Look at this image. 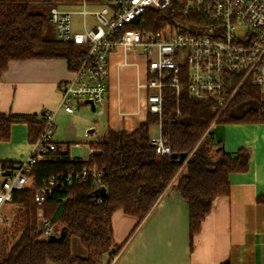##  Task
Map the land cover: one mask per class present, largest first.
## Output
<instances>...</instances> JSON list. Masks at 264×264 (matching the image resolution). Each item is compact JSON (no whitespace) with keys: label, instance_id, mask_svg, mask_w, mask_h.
<instances>
[{"label":"trees","instance_id":"obj_1","mask_svg":"<svg viewBox=\"0 0 264 264\" xmlns=\"http://www.w3.org/2000/svg\"><path fill=\"white\" fill-rule=\"evenodd\" d=\"M76 1L79 0H0V76L11 60L27 58L63 57L71 70L77 69L88 47L62 42L47 33L51 7ZM144 17L142 28L155 31L168 20L166 14L151 9L145 11ZM181 85L178 95L174 87L163 89L161 115L149 112L131 132L108 129L95 145L102 150L101 154L91 155L89 160H72L58 144L56 150L41 157L29 174L27 188L13 194L12 202L24 207V226L0 264H101L103 260L110 264L122 246L114 241L113 213L122 209L139 223L175 177L177 189L188 203L193 242L214 200L230 193V174L246 171L250 165L249 150L226 151L223 142L211 132V125L264 121V101L258 87L245 83L217 116L213 99L191 97L184 68ZM37 118L0 112V141L9 140L12 124L20 121L28 124L29 141H36L42 131ZM157 124H161L162 133L168 138L171 153L187 154L185 165L184 161L173 159L171 153H157L150 140L151 126ZM94 164L104 171L106 195L99 201L93 179L64 190L56 189L43 204L44 216L54 226L55 234L63 228L67 232L63 239L50 241L38 226L36 189L51 175L75 172L83 165ZM258 200L264 202V194ZM73 235L79 238L87 255L73 252Z\"/></svg>","mask_w":264,"mask_h":264},{"label":"crops","instance_id":"obj_2","mask_svg":"<svg viewBox=\"0 0 264 264\" xmlns=\"http://www.w3.org/2000/svg\"><path fill=\"white\" fill-rule=\"evenodd\" d=\"M131 65L136 66L134 73L128 71ZM73 76L63 57L11 60L0 76V112L39 117L45 109H55L54 140L72 160L98 155L95 145L108 129L131 132L148 117L152 89L142 52L121 46L112 52L106 102L95 110L84 104L69 113L60 106L58 83ZM210 130L226 151L249 150L248 170L230 174V193L214 200L193 242L188 203L177 189V177L139 223L117 209L112 215L114 241L122 246L110 264H264V202L258 200L264 194V121L216 122ZM32 151L28 124L15 122L10 139L0 141V165L18 163ZM11 203L3 206V213ZM79 241L73 252L85 256Z\"/></svg>","mask_w":264,"mask_h":264},{"label":"built area","instance_id":"obj_3","mask_svg":"<svg viewBox=\"0 0 264 264\" xmlns=\"http://www.w3.org/2000/svg\"><path fill=\"white\" fill-rule=\"evenodd\" d=\"M148 9L168 16L156 31L142 28ZM74 13L82 18V30L74 28ZM48 17L58 40L88 47L81 64L73 70L74 76L58 83L60 106L69 113L79 105H90L88 100L96 107L105 104L110 57L120 46L145 55L147 87L152 89L147 95L151 113L162 114L166 86L179 94L183 68L191 97L213 99L218 115L245 83L264 90V0H79L51 7ZM55 114V109H45L37 118L42 131L27 158L0 165V220L3 206L12 202L14 192L27 188L37 161L57 149ZM150 140L158 154L171 153L161 124L160 132ZM103 174L95 164L83 165L75 172L51 175L36 189L39 228L46 238L54 233V226L44 216L46 198L56 189L88 179L99 188ZM98 196L101 201L102 196Z\"/></svg>","mask_w":264,"mask_h":264},{"label":"rangeland","instance_id":"obj_4","mask_svg":"<svg viewBox=\"0 0 264 264\" xmlns=\"http://www.w3.org/2000/svg\"><path fill=\"white\" fill-rule=\"evenodd\" d=\"M77 2V1H76ZM70 2H61L57 5L59 6H65ZM78 6H75L76 8ZM81 16L80 14H73V25L74 28L77 30H82V25H81ZM87 20L90 22L92 21V17L88 16ZM50 36H54L57 38V33H56V28L55 25L50 22L48 26V32ZM134 68H136L135 65H131L128 70L131 73H134ZM217 110V109H215ZM219 113V110H217ZM217 113V115H218ZM160 132V124L153 125L151 126V135H156ZM187 160V159H186ZM186 160L183 162V165H185ZM13 206L11 207L10 210L5 214L3 213L2 219L0 220V259L3 255L9 251L11 246L14 244V242L17 240V237L20 236L21 233H19L20 230L23 229L24 226V220H23V210L24 207H21L20 205L12 202L11 203ZM37 219H38V226H39V216L37 214ZM22 232V231H21ZM59 235V234H57ZM76 241H79V238L76 235H73L71 237V242L73 243L72 250L76 251V246L75 243ZM80 247L81 243L80 241L78 242ZM106 260H103L101 264H105Z\"/></svg>","mask_w":264,"mask_h":264},{"label":"water","instance_id":"obj_5","mask_svg":"<svg viewBox=\"0 0 264 264\" xmlns=\"http://www.w3.org/2000/svg\"><path fill=\"white\" fill-rule=\"evenodd\" d=\"M86 102H89L90 105H91L92 110H95L96 106H95V104H94V102L92 100H88ZM95 152L100 154V153H102V150L101 149H97ZM171 157L173 159L179 161V162H182V161H185L187 159V154L186 153H176V152H174V153H171ZM106 193H107V189H106L105 186H101V187L96 189V194L97 195L104 196V195H106ZM66 232H67L66 229L63 228L59 235H57L55 233L51 234L49 236V240L50 241H56V240H59V239H63L65 237V235H66Z\"/></svg>","mask_w":264,"mask_h":264}]
</instances>
